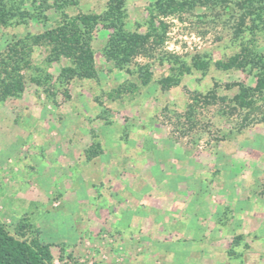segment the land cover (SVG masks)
I'll list each match as a JSON object with an SVG mask.
<instances>
[{
    "label": "rangeland",
    "instance_id": "rangeland-1",
    "mask_svg": "<svg viewBox=\"0 0 264 264\" xmlns=\"http://www.w3.org/2000/svg\"><path fill=\"white\" fill-rule=\"evenodd\" d=\"M184 1L192 7L161 16L162 43L119 65L106 56L110 0H73L67 14L103 19L93 33L98 77L67 80L77 50L49 62L36 46L28 74L41 83L0 100V222L50 244L52 264H264V65H216L250 37L236 35L237 0ZM156 2L126 0L125 29L157 26ZM3 3L0 51L60 19L53 0ZM256 48L264 54V27ZM181 62L190 71L164 87ZM144 72L140 93L117 95ZM240 85L253 89V108L234 100Z\"/></svg>",
    "mask_w": 264,
    "mask_h": 264
},
{
    "label": "trees",
    "instance_id": "trees-1",
    "mask_svg": "<svg viewBox=\"0 0 264 264\" xmlns=\"http://www.w3.org/2000/svg\"><path fill=\"white\" fill-rule=\"evenodd\" d=\"M60 12V19L55 24L44 30L27 34L25 36L12 39L7 47L0 51V100L9 97L19 96L26 88L28 81L41 83L36 77L30 76L28 72L34 67L32 54L36 46H44L48 50L47 60L49 62L58 61L61 57L73 56V48L77 50V56L72 65L62 68L61 76L67 80L79 78H97L98 70L95 64V49L93 47L94 28L98 22L102 21V16L98 13H78L69 15L65 8L73 0H53ZM230 0H205V2L226 3ZM126 0H110L109 10L105 22L108 27L114 29L111 41L106 46V56L121 65L147 49L150 41L157 39V43H162L165 38L168 25L161 19V16H168L170 13L183 11L186 4L192 7L188 1L184 0H157V14L154 19H161L155 25V21H150V26L145 32L129 31L124 27V5ZM74 3L75 0H74ZM236 4L244 12L239 15L236 26L237 37L243 38V33H249L250 37L243 41L241 50L231 55L228 60L218 61L216 65L222 69L232 67L244 69L249 63H261L264 65V54L258 51L257 32L264 27V0H237ZM10 8L8 3L0 0V26L6 24ZM162 16V17H163ZM250 21V22H249ZM249 22V23H248ZM179 61V59H178ZM177 60L173 65H176ZM197 69H206L208 64L205 61L196 60L193 64ZM173 70H178L176 75L173 71L163 77L164 87L178 85L181 82V75L184 71H190L191 67L185 62L179 66H172ZM140 83L127 82L120 85L117 95L122 93H140L141 85H147L150 81L149 74H139ZM264 74L262 84L264 88ZM135 94V95H136ZM236 103L245 108H253L255 104L253 89L240 85L239 92L235 95ZM23 231L13 234L0 222V264H52L53 254L51 245L43 243L38 237L30 240L24 237Z\"/></svg>",
    "mask_w": 264,
    "mask_h": 264
},
{
    "label": "crops",
    "instance_id": "crops-1",
    "mask_svg": "<svg viewBox=\"0 0 264 264\" xmlns=\"http://www.w3.org/2000/svg\"><path fill=\"white\" fill-rule=\"evenodd\" d=\"M123 186H124L126 189L129 188V189H128L129 191L134 190V189H132L130 186H128V184H127L126 182H123ZM130 188H131V189H130ZM137 189H138V190H137V193L140 192V189H141V188H140L139 186L137 187ZM144 197H145V194L142 195V197H141V199H140V202L143 201Z\"/></svg>",
    "mask_w": 264,
    "mask_h": 264
}]
</instances>
